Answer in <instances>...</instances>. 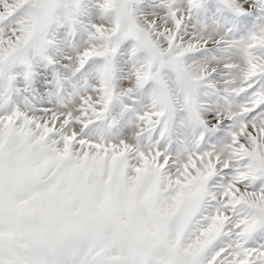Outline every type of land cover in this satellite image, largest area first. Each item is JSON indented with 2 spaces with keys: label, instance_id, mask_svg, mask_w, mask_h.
<instances>
[{
  "label": "snow or ice",
  "instance_id": "6c2138e0",
  "mask_svg": "<svg viewBox=\"0 0 264 264\" xmlns=\"http://www.w3.org/2000/svg\"><path fill=\"white\" fill-rule=\"evenodd\" d=\"M0 264H264V0H0Z\"/></svg>",
  "mask_w": 264,
  "mask_h": 264
}]
</instances>
